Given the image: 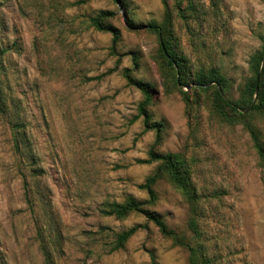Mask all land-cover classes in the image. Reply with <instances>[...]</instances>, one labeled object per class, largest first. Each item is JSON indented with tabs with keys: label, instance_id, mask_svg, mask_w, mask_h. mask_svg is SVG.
<instances>
[{
	"label": "rangeland",
	"instance_id": "rangeland-1",
	"mask_svg": "<svg viewBox=\"0 0 264 264\" xmlns=\"http://www.w3.org/2000/svg\"><path fill=\"white\" fill-rule=\"evenodd\" d=\"M78 1L0 0V43L20 46L4 60L3 86L22 110L43 171L37 179L28 177L24 190L25 169L0 117V264H153L152 255L156 264H188V251L142 215L117 220L100 214L108 202L146 200L139 185L158 166L139 162L148 159L156 137L143 132L142 119L132 122L142 96L122 77L133 67L131 52L138 58L134 76L157 89L149 111L164 124L158 153L190 161L193 182L207 195L199 227L211 264H264V165L251 137L241 125L214 116L205 96L189 120L180 93L163 92L153 59L157 37L127 29L113 0ZM125 1L136 23L163 20L160 0ZM214 2L202 1L208 13L202 41L182 28L178 35L190 63L220 68L231 81L229 96L237 99L250 75L249 58L262 47L264 0ZM100 10L116 14L111 23L121 33L117 55L111 35L89 24ZM257 125L264 137V121ZM154 191L151 210L169 229L191 238L189 205L181 194L166 179ZM138 224L143 228L123 249L109 252L114 233Z\"/></svg>",
	"mask_w": 264,
	"mask_h": 264
},
{
	"label": "trees",
	"instance_id": "trees-1",
	"mask_svg": "<svg viewBox=\"0 0 264 264\" xmlns=\"http://www.w3.org/2000/svg\"><path fill=\"white\" fill-rule=\"evenodd\" d=\"M89 0H80L78 4H84ZM124 12V23L127 29L132 31H146L154 34L158 40V48L154 56L161 78V86L166 95L178 91L186 106V115L189 120L196 118L193 111L199 104L201 96L208 100L210 112L222 123L235 126L241 125L251 137L252 147L259 158V163L264 165V137L257 122L264 121V37H261L262 47L249 58V77L239 89V96L233 99L229 96L231 90L230 79L217 66L194 67L189 58L183 53L178 29L182 28L192 39L200 40V29L208 21V13L203 0H160L164 8V16L161 22L151 20L145 24L136 23L125 0H113ZM215 6L214 0H209ZM115 13L109 10H100L94 16L89 17V24L96 31L108 33L112 37V52L116 43L121 38L120 30L111 20ZM218 20L219 17L214 15ZM220 28H225L221 23ZM225 31V30H223ZM20 49L19 43L13 41L11 46H3L0 43V117L11 130L12 151L23 163L25 172L20 171L24 190L28 191V177L37 179L43 171L37 165L27 134V126L23 118L22 110L16 100L5 93L3 76V63L11 51ZM132 68L122 71V77L128 86L134 87L142 96L137 105L136 115L132 122L142 119L143 132L154 131L155 142L148 151V159L140 163L151 164L158 162L154 172L147 176L139 188L146 191L147 199L137 200L128 196L123 202H108L100 209L103 216H111L117 220H123L130 214H139L145 217L158 228L160 234L173 242L174 246L184 247L188 251V264H211L206 247L203 243L202 233L199 227V219L202 217L201 201L207 195L199 191L193 182V172L190 161L178 153H158L156 147L162 142L164 124L154 121L149 111L154 104L157 89L151 83L137 79L134 71L138 68V58L131 52ZM121 58L116 61L113 71L117 70ZM111 71V72H113ZM110 72V71H109ZM183 88H188L183 90ZM257 90V91H256ZM159 179H166L184 198L189 205L190 216L188 229L191 238L177 234L168 228L162 217L151 210L156 204L154 186ZM41 188L36 187V195L41 194ZM143 225H135L127 230L114 233L113 242L109 252H115L124 248L125 244ZM153 264H156L154 255L151 256Z\"/></svg>",
	"mask_w": 264,
	"mask_h": 264
},
{
	"label": "water",
	"instance_id": "water-1",
	"mask_svg": "<svg viewBox=\"0 0 264 264\" xmlns=\"http://www.w3.org/2000/svg\"><path fill=\"white\" fill-rule=\"evenodd\" d=\"M257 91V90H256Z\"/></svg>",
	"mask_w": 264,
	"mask_h": 264
}]
</instances>
